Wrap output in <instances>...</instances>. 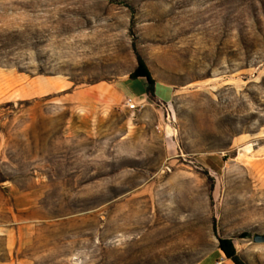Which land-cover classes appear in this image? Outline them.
Here are the masks:
<instances>
[{"label": "rangeland", "instance_id": "obj_1", "mask_svg": "<svg viewBox=\"0 0 264 264\" xmlns=\"http://www.w3.org/2000/svg\"><path fill=\"white\" fill-rule=\"evenodd\" d=\"M140 63L160 95L173 92L170 163L161 147L65 127L70 89ZM91 201L106 203L73 214ZM256 235L264 0H0V264H232L220 239L264 264Z\"/></svg>", "mask_w": 264, "mask_h": 264}, {"label": "crops", "instance_id": "obj_2", "mask_svg": "<svg viewBox=\"0 0 264 264\" xmlns=\"http://www.w3.org/2000/svg\"><path fill=\"white\" fill-rule=\"evenodd\" d=\"M48 82L40 83L39 95L47 93ZM61 89H70V84L61 83ZM154 98L146 93V83L141 77H126L113 82H98L80 89H70L63 96L62 104L70 105L71 118L66 129L72 133H84L96 136L112 133L119 145L142 142L145 147H161L162 163H170L180 157V141L173 126V113L170 98L173 92L160 95L154 86ZM131 99L136 109L125 106V100ZM157 102H165L164 108ZM119 123L116 124V120ZM158 140L159 143L153 142ZM248 141L243 135L231 139L232 149L238 150ZM151 152H145L146 154Z\"/></svg>", "mask_w": 264, "mask_h": 264}, {"label": "trees", "instance_id": "obj_3", "mask_svg": "<svg viewBox=\"0 0 264 264\" xmlns=\"http://www.w3.org/2000/svg\"><path fill=\"white\" fill-rule=\"evenodd\" d=\"M130 77L131 78H137V77L143 78L145 80V83H146V93L149 95L150 98H154V96H155V94H154V81L151 78L149 72L144 68L142 63H140L139 68ZM204 175L208 178V180H210L212 182V178L208 175V173L206 171L204 172ZM89 203H91L89 206H84V207L79 206L77 208L76 212H73V214H78L81 212L88 214V213L94 211L95 209L101 207L106 202H104V201L103 202L102 201H91ZM64 216H66V215L58 216V217H61L63 219V218H65ZM219 247H220L221 251L223 252V254L225 255V257L228 260H230L232 262V264H246L235 253V250L232 246L231 240L220 239L219 240Z\"/></svg>", "mask_w": 264, "mask_h": 264}, {"label": "built area", "instance_id": "obj_4", "mask_svg": "<svg viewBox=\"0 0 264 264\" xmlns=\"http://www.w3.org/2000/svg\"><path fill=\"white\" fill-rule=\"evenodd\" d=\"M125 106L130 109V110H133V109H136V105L134 104V102L131 100V99H126L125 100Z\"/></svg>", "mask_w": 264, "mask_h": 264}, {"label": "water", "instance_id": "obj_5", "mask_svg": "<svg viewBox=\"0 0 264 264\" xmlns=\"http://www.w3.org/2000/svg\"><path fill=\"white\" fill-rule=\"evenodd\" d=\"M253 242L256 244H264V235H256L253 238Z\"/></svg>", "mask_w": 264, "mask_h": 264}]
</instances>
